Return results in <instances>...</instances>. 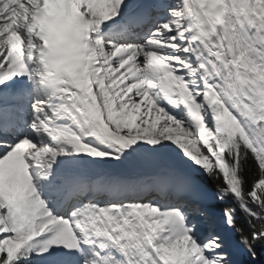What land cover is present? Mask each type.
I'll list each match as a JSON object with an SVG mask.
<instances>
[{
    "label": "snow or ice",
    "instance_id": "snow-or-ice-1",
    "mask_svg": "<svg viewBox=\"0 0 264 264\" xmlns=\"http://www.w3.org/2000/svg\"><path fill=\"white\" fill-rule=\"evenodd\" d=\"M0 264H264V0H0Z\"/></svg>",
    "mask_w": 264,
    "mask_h": 264
}]
</instances>
